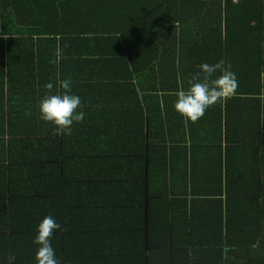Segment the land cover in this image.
<instances>
[{"label": "trees", "instance_id": "1", "mask_svg": "<svg viewBox=\"0 0 264 264\" xmlns=\"http://www.w3.org/2000/svg\"><path fill=\"white\" fill-rule=\"evenodd\" d=\"M114 47L125 52L142 73L160 75L167 68L174 74L180 67L185 88L201 64L224 60L235 72L238 99L248 91L259 94L260 85L264 86V0H0V175L51 176L56 168L34 163L35 148H30L32 142L43 140L40 130L46 122L40 119L39 102L45 95L62 92L57 79L73 82L77 77L73 76L77 69L65 61L68 55L96 61L95 57L109 54ZM219 75L217 71L212 79ZM48 83L54 85L51 92L45 88ZM227 112L226 104L217 103L194 123L195 132L207 135L211 156L198 166L201 175H194L196 180L185 175V189L187 183L198 182L207 190L190 197L187 190L182 197L172 196L160 208L159 221L149 224L156 228L165 254L169 246L178 247L173 250L175 264H264V224L260 222L264 223V198L247 196L251 213L246 215L241 211L242 198L234 197L230 201L236 207L230 213L225 208L224 227L221 217L217 221L208 212L214 202L219 205L218 214H224L215 190L241 195L235 188L241 186L243 175L232 173L231 155L222 161L221 135L225 144L230 143L221 118ZM19 142L25 144L23 150L16 148ZM42 182L40 177L39 187L44 186ZM251 184L256 186L254 179L249 187L255 190ZM139 192L141 196L142 189ZM58 202L57 206L47 202L57 215L62 208ZM11 212H0L2 263L7 245L12 256H19L37 235L34 220ZM132 213L134 221L142 220L141 212ZM130 233L142 236L143 231L130 229Z\"/></svg>", "mask_w": 264, "mask_h": 264}, {"label": "crops", "instance_id": "2", "mask_svg": "<svg viewBox=\"0 0 264 264\" xmlns=\"http://www.w3.org/2000/svg\"><path fill=\"white\" fill-rule=\"evenodd\" d=\"M115 47L111 54L95 57L96 61L88 56H67L65 61L77 69L71 88L81 98L83 107L78 111L85 118L74 123L71 135H56L51 123L41 124L43 140L30 145L35 148L32 158L34 163H50L56 170L48 179L43 175H0V212L13 210L21 219L34 220V232L46 215L54 217L61 229L54 233L51 244L60 264H175L173 250L178 247L169 246L170 252L165 254L156 228L149 224L159 221L160 208L172 196L182 197L187 190L190 197L207 190L198 182L187 183L185 189V175L194 180V175H201L199 167L211 156L209 141L174 108L178 90L187 89L183 69L176 67L174 74L167 68L160 75L157 71L142 73ZM259 89V94L248 91L239 99L235 94L223 102L229 107L221 118L230 143L225 144L222 134V161L231 155L232 173L243 175L241 186L235 188L241 195L215 190L224 214H218L219 205L214 202L208 212L217 221L221 217L223 227L225 208L230 213L236 207L230 201L234 197L242 198L241 211L246 215L251 213L247 196L264 198L263 84ZM24 145L19 142L16 148L23 150ZM252 179L255 190L249 187ZM57 200L62 207L59 215L47 208V202L55 206ZM133 210L142 213V220L132 219ZM6 226L3 229L8 234ZM130 229H141L143 234L132 236ZM64 232H68L65 237ZM34 239L19 256H12L7 245V257L0 264H36Z\"/></svg>", "mask_w": 264, "mask_h": 264}, {"label": "clouds", "instance_id": "3", "mask_svg": "<svg viewBox=\"0 0 264 264\" xmlns=\"http://www.w3.org/2000/svg\"><path fill=\"white\" fill-rule=\"evenodd\" d=\"M199 68L200 71L193 74L188 81L190 87L178 90L174 104L176 112L193 123L202 118L209 107L226 102L235 95L238 88L231 64L224 60L215 64L203 63ZM217 71L220 75L212 79ZM57 86L62 90L61 93L45 95L40 100V119L54 126V134L71 135L74 123H80L85 118V113L82 110L78 111L83 107L82 101L78 95L72 94L70 78L57 79ZM53 87L52 83L45 85L49 92ZM60 229V223L51 215H46L39 223L34 239V243L38 245L35 253L36 264H60L51 244L54 233Z\"/></svg>", "mask_w": 264, "mask_h": 264}, {"label": "rangeland", "instance_id": "4", "mask_svg": "<svg viewBox=\"0 0 264 264\" xmlns=\"http://www.w3.org/2000/svg\"><path fill=\"white\" fill-rule=\"evenodd\" d=\"M242 257H244V256H242Z\"/></svg>", "mask_w": 264, "mask_h": 264}]
</instances>
